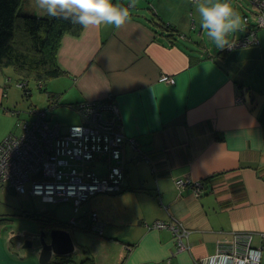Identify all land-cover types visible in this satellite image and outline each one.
I'll return each mask as SVG.
<instances>
[{
    "label": "crops",
    "instance_id": "crops-1",
    "mask_svg": "<svg viewBox=\"0 0 264 264\" xmlns=\"http://www.w3.org/2000/svg\"><path fill=\"white\" fill-rule=\"evenodd\" d=\"M240 1L229 0L237 13ZM253 1H245L252 10ZM113 3L128 7L129 0ZM22 4L40 12L33 0ZM129 10L131 19L120 28L82 27L61 37L55 61L64 73L54 77L57 102L47 108L112 97L122 133L138 148L124 145L123 189L92 196L67 219L56 209L41 218L3 208L18 212L0 211L3 246H10L13 231L7 223L31 218L37 227L71 232L74 251L55 264H198L236 239H249L264 264V26H256L254 11L251 18L243 13V30L228 38L254 29L255 41L216 50L193 0H137ZM14 72L0 67V141L19 132L17 122L33 118L20 117L12 97L17 89H8ZM178 178L204 187L199 195L190 185L178 189ZM93 214L103 224L101 235L90 230ZM156 220L183 224L187 248L177 251L170 229L151 226ZM16 250L3 252L0 263L39 264L33 251Z\"/></svg>",
    "mask_w": 264,
    "mask_h": 264
},
{
    "label": "built area",
    "instance_id": "built-area-1",
    "mask_svg": "<svg viewBox=\"0 0 264 264\" xmlns=\"http://www.w3.org/2000/svg\"><path fill=\"white\" fill-rule=\"evenodd\" d=\"M253 6L256 26L263 27L264 0H254ZM243 20L247 23L248 18L245 16ZM246 34L232 41V48L255 41L254 29L247 30ZM160 79L171 81L166 76ZM18 86L25 88V82H19ZM68 107L82 121L69 125L65 132H61L59 122L49 121L46 109L29 108L33 118L17 122L19 133L8 134L0 141V185L8 184L17 194H23L29 182L30 195L52 202L72 199L75 210L96 194H116L123 189L124 145L127 143L136 151L138 148L133 137L122 133L118 107L112 97L77 102ZM98 160L106 165L104 174L87 167V163ZM175 185L178 189L190 185L196 195L204 187L202 182L191 183L182 178L176 179ZM91 221L90 230L101 235L102 222L95 214ZM72 223L78 225L75 220ZM151 226L170 229L176 238L177 251L187 248L182 238L188 230L180 222L156 220ZM198 264H262V254L250 246L249 239H236L230 249L219 248L216 254Z\"/></svg>",
    "mask_w": 264,
    "mask_h": 264
},
{
    "label": "trees",
    "instance_id": "trees-1",
    "mask_svg": "<svg viewBox=\"0 0 264 264\" xmlns=\"http://www.w3.org/2000/svg\"><path fill=\"white\" fill-rule=\"evenodd\" d=\"M21 5L22 0H0V67H14L19 79L25 81V91L29 92L27 80L35 78L47 92L43 88L45 81L64 73L55 61L61 37L67 33L78 34L82 26L37 15ZM49 96V105L57 102V96ZM47 220L50 223L53 220L54 224V219Z\"/></svg>",
    "mask_w": 264,
    "mask_h": 264
},
{
    "label": "clouds",
    "instance_id": "clouds-1",
    "mask_svg": "<svg viewBox=\"0 0 264 264\" xmlns=\"http://www.w3.org/2000/svg\"><path fill=\"white\" fill-rule=\"evenodd\" d=\"M137 0H129L128 7L114 4L113 0H33V6L48 17L79 24L83 28L110 25L122 27L131 19L130 8ZM202 29L216 50L231 49L229 35L242 31L239 14L229 0H193Z\"/></svg>",
    "mask_w": 264,
    "mask_h": 264
},
{
    "label": "rangeland",
    "instance_id": "rangeland-1",
    "mask_svg": "<svg viewBox=\"0 0 264 264\" xmlns=\"http://www.w3.org/2000/svg\"><path fill=\"white\" fill-rule=\"evenodd\" d=\"M245 1L246 0L240 1L243 5V8L239 10L238 14L240 18L243 17V13L247 14L251 18L252 16L251 12L252 11L255 12V10L254 9L252 10L250 4L246 5ZM21 7L23 8V4L21 5ZM26 10L34 12L37 15H41V13L38 12V10L36 9L32 10L30 8H27ZM205 36H206L207 43L211 44V42L208 41L209 38L207 37L206 34ZM56 80L57 78L47 79L43 86V88H45L47 92H44L39 87V84L35 78H29L26 83L27 90H29V92H27L23 88L19 86L17 87V84L19 82H25V81L19 79V76L14 72V77L11 80V82L8 84L9 85L8 89H11V88L17 89V93L14 92L12 97L14 101H17V104L15 105L21 111V115H20L21 118H27V119L32 118L31 114L29 115L27 113L29 108H37V109H44V108L47 109L48 108V105L50 104V99H51L49 95H54V97L58 96L57 94L58 91L56 90L58 89L57 87L58 83H55ZM47 118L49 119L50 122L59 121L61 124V132H65L69 125L81 122V117L79 116V114L64 105H58L57 107H54L52 110L47 109ZM95 163L96 162L87 163V167L92 168L97 173L104 174L105 168H104L103 163L102 162H99L96 164ZM29 184H30L29 182L26 183L25 185L26 191L22 195L11 193L7 189H4L6 188L5 186H0V211L6 214H14L18 212L5 211L3 208L7 209L9 207H12L14 209H25L26 211H29V212L30 211L36 212L34 214L40 215L39 217L42 218L48 215V211L56 209V211H54L56 215L59 216L62 214V216L64 217L66 216V219L72 214L74 216L77 215V213L76 214H74L75 212L73 213L74 204L72 203L71 199L67 201L52 202V201H48L47 199H43V197L28 196L27 189L29 188ZM80 207L81 205L79 206V208ZM31 220H32L31 218L30 219H19V220L15 219V221H11L9 224L7 223L6 226L9 225L11 230L21 229L24 231H28V230L32 231L37 226L34 225L32 223L33 221ZM4 236L5 234H3V236L0 238V260H3L1 258L3 252H7L6 246H3ZM262 263H263V259H262ZM20 264H23V262H20Z\"/></svg>",
    "mask_w": 264,
    "mask_h": 264
},
{
    "label": "water",
    "instance_id": "water-1",
    "mask_svg": "<svg viewBox=\"0 0 264 264\" xmlns=\"http://www.w3.org/2000/svg\"><path fill=\"white\" fill-rule=\"evenodd\" d=\"M10 246L7 248L17 255L16 249L33 251L39 264L59 263L57 258L70 256L74 251L71 232L59 227H36L32 231H11Z\"/></svg>",
    "mask_w": 264,
    "mask_h": 264
},
{
    "label": "flooded vegetation",
    "instance_id": "flooded-vegetation-1",
    "mask_svg": "<svg viewBox=\"0 0 264 264\" xmlns=\"http://www.w3.org/2000/svg\"><path fill=\"white\" fill-rule=\"evenodd\" d=\"M47 224H48V223H44V225L41 226V227L48 228V225H47Z\"/></svg>",
    "mask_w": 264,
    "mask_h": 264
}]
</instances>
